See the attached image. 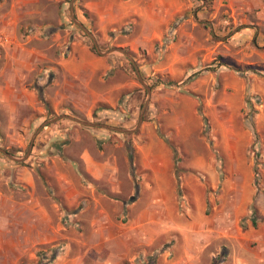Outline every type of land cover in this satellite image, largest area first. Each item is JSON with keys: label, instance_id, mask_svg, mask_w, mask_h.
<instances>
[{"label": "crops", "instance_id": "1", "mask_svg": "<svg viewBox=\"0 0 264 264\" xmlns=\"http://www.w3.org/2000/svg\"><path fill=\"white\" fill-rule=\"evenodd\" d=\"M59 1L0 0V146L11 155L0 150V264H29L38 249L55 243L60 249L53 264H123L163 241L169 245L158 264H211L219 253L225 259L221 264H264V241L262 251L252 245L259 232L250 221L246 230L241 226L258 193L264 200L255 183L257 158L249 150L253 133L257 157L261 152L264 159V75L225 74L218 90L205 93L198 114L210 123L204 149L187 145L193 133L181 130H199L203 122L191 124L184 113L163 122L159 117L156 123H179L177 153L159 128L143 127L131 140L85 127L61 116L93 119L101 107V120L129 126L141 103L142 90H134L141 83L119 57L94 52L78 33L57 32ZM181 2L87 0L84 8L105 40L131 23L129 41L118 45L137 50L143 39L161 37L175 14L169 10L181 9ZM49 6L55 8L52 13ZM143 9L166 12L146 24V33ZM250 24L236 36L264 46ZM187 35L196 58L200 48ZM249 93L258 99L252 100L258 109L253 125L243 122ZM191 102L196 111L199 100ZM53 115L60 118L42 127L32 153L21 158L37 129ZM128 140L133 142L136 180ZM186 170H196L202 178ZM258 210L264 213L263 207Z\"/></svg>", "mask_w": 264, "mask_h": 264}, {"label": "rangeland", "instance_id": "2", "mask_svg": "<svg viewBox=\"0 0 264 264\" xmlns=\"http://www.w3.org/2000/svg\"><path fill=\"white\" fill-rule=\"evenodd\" d=\"M86 1L87 0H75L74 2L73 0L59 1L56 4V13L59 19L54 25L55 30L68 34V36L74 32L78 33L89 43L94 52L101 55L119 57L125 62V66L127 67L126 72H129L130 76L135 81L141 83V86L134 89L135 91L142 90L141 103L134 114V121L129 126H126L128 128L124 127L122 124L123 122L115 125L112 121L101 120V118H99V111L101 112L103 109L101 107L97 108L93 113V119L87 118L93 122L124 127L130 131L114 132L119 133V135H124V137L129 136L131 140L132 133L143 127L155 130L159 128L161 133L168 136V143H171L177 148L180 144L177 145L176 141L181 139L174 135H177V125H179V123H176V121L169 122L171 124L170 127H166L165 125L161 127L156 123L159 117L163 122V120L166 121L169 118H175L177 114L184 113L187 117L193 119V123L191 124L198 121L203 122L199 129L200 131L193 126L189 129L181 130L182 132L189 131L193 133L187 145L197 149H204L207 143L210 142V139L206 137L210 123L203 115L201 118L198 115L200 112H203L202 98L208 97V94L211 95L213 88L218 90L221 87L225 74L239 76L242 75V73H247L248 75H258L262 73L264 75V56L262 53L264 52V46H255L253 41L251 43L246 42L242 38L240 39L236 36L239 31H242L247 26H251L250 23H253L256 26L255 31L262 37L261 43H264V0H181V9L169 10V13L172 12V14H175L171 17L170 22L164 26V33L161 37L153 41L143 39V42L139 43V48L137 50L118 45L119 43L129 41V35L133 28L131 23L123 25L117 31H111L109 33L110 39L105 40L103 35L96 31L97 22L95 17L91 16L84 8ZM53 9H55L53 6H49V12L52 13ZM165 13V11L161 13V11L143 9V33L149 31L145 29L146 24L149 23L151 19H155V15L160 18V15L165 16ZM73 15L76 21L73 19ZM149 15L154 17H150ZM76 22L84 24V26L92 31L98 48L93 39ZM188 33L192 34V37H190L194 45L200 48V50L196 52V58H193L191 54L192 43L187 37ZM118 36H120V39L115 40ZM250 67L257 68L259 72L249 70ZM112 71L113 69L107 72L106 78L113 75ZM199 78L200 81L197 82ZM201 79L206 81L203 83ZM201 85L204 86L202 91H200ZM206 92L208 94H205ZM120 98L121 103L125 100V95H122ZM193 98L199 100L200 103L196 111L191 109V100ZM252 100L256 101L258 99L255 95H252V93L245 94L246 103L243 110V122L245 125H248L249 121L247 120L251 111L253 116L258 112ZM147 101L148 104L146 105ZM120 105L121 104H119L117 108L120 109ZM142 110L143 120L140 123ZM55 116L57 115H53L48 119L52 120ZM53 123H51V125H53ZM93 128L99 129L100 127ZM101 128L106 131H113L105 127ZM251 135L253 139L249 150L251 154L257 158V164L254 169L255 183L258 191L261 190L264 193V186L261 185L264 179V159L261 152L258 153L259 155L257 157V147H259V145L256 144L254 134L252 133ZM128 143L131 145L133 144L130 140L127 141V144ZM29 146L30 144L26 146L23 153L20 155L21 158H28L32 153L33 147L30 153H28ZM0 147L5 149L3 146ZM182 155H184L183 152ZM176 167L178 172L181 173L182 170L178 161H176ZM186 171L195 178L197 176L202 178L200 173L196 170ZM258 206L264 208V200L259 193L255 197L254 207L251 205L253 212L250 216H246L242 219L241 226L246 230L249 228L248 221H250L249 224L257 229L260 236L252 240V245L256 249L260 248V250H258L262 251L264 238L261 236L264 235V213L259 214ZM254 208H256V210ZM211 210L212 209L208 208L207 213ZM254 221L256 225L253 224ZM168 245L166 241H163L156 246V249L148 251L144 257L140 255L135 260L131 262L125 261L123 264H150L151 259H155L154 264L161 263L162 254ZM58 246L59 243H55L38 249L35 259L29 264H53L55 257L53 258L51 249ZM222 248L223 252L226 253V248L223 246ZM220 254L221 253L217 255L211 264H221V262H219V258L221 257Z\"/></svg>", "mask_w": 264, "mask_h": 264}, {"label": "water", "instance_id": "3", "mask_svg": "<svg viewBox=\"0 0 264 264\" xmlns=\"http://www.w3.org/2000/svg\"><path fill=\"white\" fill-rule=\"evenodd\" d=\"M75 0H73V2H74ZM72 11H73V9H72ZM73 19L75 20V16L73 15ZM76 21V20H75ZM76 23H78V25L93 39V41H94V43L96 44V47L98 48V46H97V43H96V39H95V36H94V34L92 33V31L90 30V29H88L86 26H84V24H82V23H79V22H76ZM148 104V101L146 102V105ZM61 117H67V118H70V119H72V120H74V121H76V122H78V123H80V124H82V125H85V126H90V127H105V128H107V129H109V130H113V131H120V132H129L130 130H128V129H126V128H124V127H119V126H114V125H109V124H106V123H99V122H93V121H88V120H84V119H79V118H76V117H74V116H71V115H67V114H64V115H62ZM58 118H60V117H56L55 119H52V120H48V121H46V122H44L38 129H37V131H36V133H35V135H34V137H33V139H32V141H31V144H30V146H29V149H28V153H30V151H31V149H32V147H33V141H34V139H35V137H36V135L39 133V131L42 129V127H44L45 125H47L48 123H50L51 121H53V120H56V119H58ZM143 120V110H142V113H141V116H140V123H141V121ZM139 123V124H140ZM0 150L2 151V152H4L5 154H7V155H9V156H11L10 155V153L9 152H7L5 149H3V148H1L0 147Z\"/></svg>", "mask_w": 264, "mask_h": 264}, {"label": "trees", "instance_id": "4", "mask_svg": "<svg viewBox=\"0 0 264 264\" xmlns=\"http://www.w3.org/2000/svg\"><path fill=\"white\" fill-rule=\"evenodd\" d=\"M221 64H223V65H227V64H225V63H221ZM238 70H240L239 68H237ZM249 70H251V71H253V72H259V71H257V68H255V67H250L249 68ZM260 74H262V73H260ZM38 90H39V94H40V97H41V99L44 101V97H43V91H42V89L41 88H38ZM45 102V101H44ZM45 105L47 106V108L49 107L48 106V104L45 102ZM254 113V112H253ZM247 121H249V124L250 125H253V114H252V111H251V114H250V116H249V118H248V120ZM171 144V143H170ZM171 146L174 148V150H175V152L177 153V151H176V148L171 144ZM126 148H127V150H128V153H129V158H130V164H131V172H132V175H133V178L136 180V173H135V167H134V165H133V161H132V154H133V149H132V145L130 144V143H128L127 145H126ZM176 160L178 161V157L176 158ZM136 188H137V191H138V184H136ZM135 198V197H134ZM253 224L254 225H256V222L254 221L253 222ZM59 247H54V248H52L51 249V251H52V256H53V258L54 257H56V255L58 254V252H59ZM224 259H223V257H222V255H221V257L219 258V262H222ZM155 263V259H151L150 260V264H154Z\"/></svg>", "mask_w": 264, "mask_h": 264}]
</instances>
